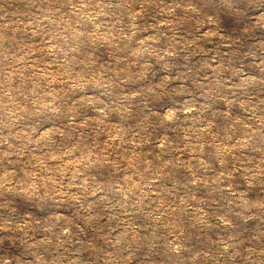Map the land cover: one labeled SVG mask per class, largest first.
I'll list each match as a JSON object with an SVG mask.
<instances>
[{"label":"rangeland","instance_id":"1","mask_svg":"<svg viewBox=\"0 0 264 264\" xmlns=\"http://www.w3.org/2000/svg\"><path fill=\"white\" fill-rule=\"evenodd\" d=\"M0 264H264V0H0Z\"/></svg>","mask_w":264,"mask_h":264}]
</instances>
